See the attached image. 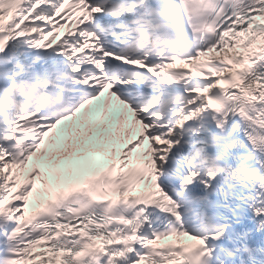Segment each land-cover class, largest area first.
I'll list each match as a JSON object with an SVG mask.
<instances>
[{"label": "snow or ice", "instance_id": "6c2138e0", "mask_svg": "<svg viewBox=\"0 0 264 264\" xmlns=\"http://www.w3.org/2000/svg\"><path fill=\"white\" fill-rule=\"evenodd\" d=\"M0 264H264V0H0Z\"/></svg>", "mask_w": 264, "mask_h": 264}]
</instances>
